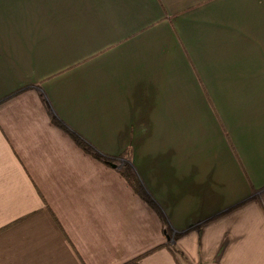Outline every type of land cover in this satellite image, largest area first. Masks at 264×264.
Segmentation results:
<instances>
[{
	"label": "crops",
	"instance_id": "obj_1",
	"mask_svg": "<svg viewBox=\"0 0 264 264\" xmlns=\"http://www.w3.org/2000/svg\"><path fill=\"white\" fill-rule=\"evenodd\" d=\"M0 264H264V0H0Z\"/></svg>",
	"mask_w": 264,
	"mask_h": 264
},
{
	"label": "trees",
	"instance_id": "obj_2",
	"mask_svg": "<svg viewBox=\"0 0 264 264\" xmlns=\"http://www.w3.org/2000/svg\"><path fill=\"white\" fill-rule=\"evenodd\" d=\"M49 108V105L46 103ZM50 116L52 121L59 126L60 128L64 129L72 139L88 154L93 156L94 158L100 160L101 162L112 165L113 163L119 164L121 166L120 173L124 177V179L130 184V186L135 190V192L158 214L160 217L162 224L165 228L166 235L171 236L174 234V237L177 238L180 234H176L170 228L168 219L164 212L162 211L161 207L158 203L154 200V198L147 192L146 188L144 187L143 183L141 182L135 167L132 163V149L129 147L125 152H123L119 156H112L103 153L99 149H97L92 143L88 140L83 138L79 133L72 130L68 127L62 120L57 118L54 113L50 110ZM171 248L174 251H178L176 246L173 244Z\"/></svg>",
	"mask_w": 264,
	"mask_h": 264
},
{
	"label": "water",
	"instance_id": "obj_3",
	"mask_svg": "<svg viewBox=\"0 0 264 264\" xmlns=\"http://www.w3.org/2000/svg\"><path fill=\"white\" fill-rule=\"evenodd\" d=\"M112 166H113L114 168H119V167H120L118 164H115V163H113ZM167 237H168V239H170L172 242L175 241V239L173 238V235H171V236H167Z\"/></svg>",
	"mask_w": 264,
	"mask_h": 264
},
{
	"label": "rangeland",
	"instance_id": "obj_4",
	"mask_svg": "<svg viewBox=\"0 0 264 264\" xmlns=\"http://www.w3.org/2000/svg\"><path fill=\"white\" fill-rule=\"evenodd\" d=\"M119 165V164H118ZM120 166V165H119Z\"/></svg>",
	"mask_w": 264,
	"mask_h": 264
}]
</instances>
